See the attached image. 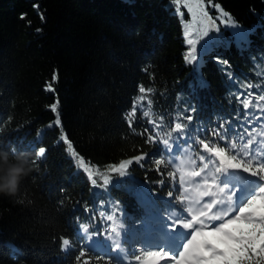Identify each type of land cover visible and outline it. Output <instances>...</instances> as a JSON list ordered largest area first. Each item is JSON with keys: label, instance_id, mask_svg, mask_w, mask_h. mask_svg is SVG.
I'll use <instances>...</instances> for the list:
<instances>
[{"label": "trees", "instance_id": "1", "mask_svg": "<svg viewBox=\"0 0 264 264\" xmlns=\"http://www.w3.org/2000/svg\"><path fill=\"white\" fill-rule=\"evenodd\" d=\"M215 2L245 37L238 41L221 25L200 40L198 59L187 63L185 26L170 0H0V150L10 161L25 154L33 169L15 196L0 194V264H74L75 250L63 251L59 237L103 255L107 221L100 213L116 211L114 203L129 236L138 238L146 212L158 215L168 202V183H155L161 177L151 161L161 145L145 143L147 119L163 116L168 125L195 107L192 137L225 120L231 135L241 124L236 117L245 110L236 97L264 93V0ZM215 57L227 61V71ZM54 72L53 93L46 86ZM248 83L261 87L248 89ZM138 84L154 89L153 116L138 111L133 131L124 116ZM57 100L63 131L93 166L104 169L141 150L148 158L125 176L114 175L106 189L91 186L58 142V130L47 127L54 117L48 106ZM39 146L48 149L42 159ZM77 217L100 229L99 240L82 238Z\"/></svg>", "mask_w": 264, "mask_h": 264}, {"label": "snow or ice", "instance_id": "2", "mask_svg": "<svg viewBox=\"0 0 264 264\" xmlns=\"http://www.w3.org/2000/svg\"><path fill=\"white\" fill-rule=\"evenodd\" d=\"M170 3L179 16L183 17L186 10L196 22L195 27L187 23L183 33L188 46L184 56L187 63L198 59L197 45L211 31L218 30V20L235 25L230 13L215 0H170ZM209 8L215 9L217 15L213 16ZM24 18L22 15L21 19ZM214 59L223 63L227 71V61ZM57 80L58 74L54 72L46 90L54 93L53 84ZM245 87L261 86L248 83ZM137 91L124 116L133 131L138 111L144 118L153 116L149 94L154 89L138 84ZM242 95L243 98L236 99L245 110L244 116L236 117L241 124L232 129L231 135L228 129L231 121L225 120L210 133L200 129L194 137L190 136L188 129L195 107L186 109L187 115H178L168 125L163 116L158 120L147 119L151 128L145 129V143L161 145L159 155L153 154L151 163L152 170L161 177L155 183L161 188L166 182L169 185L167 204L159 209L158 215L151 208L146 212L145 227L138 238L129 236L124 228L118 203L113 205L116 211L100 213L107 221L102 234L108 251L103 255L90 254V244L74 245L71 238L59 237L63 251L75 250L74 264H264V93ZM48 107L54 117L47 127L58 130V142L70 150L74 164L86 173L93 187L106 189L114 175L125 176L133 163L141 164L149 156L141 150L104 169L93 166L77 153L63 131L59 101ZM201 132L206 134L202 136ZM42 133L43 129H38L37 138ZM47 151L45 146H39L35 152L42 159ZM83 207L85 212L89 211L87 205ZM76 220L83 239L92 241L101 235L99 228L92 230L91 222L80 221L79 217Z\"/></svg>", "mask_w": 264, "mask_h": 264}, {"label": "clouds", "instance_id": "3", "mask_svg": "<svg viewBox=\"0 0 264 264\" xmlns=\"http://www.w3.org/2000/svg\"><path fill=\"white\" fill-rule=\"evenodd\" d=\"M32 170L25 154H14V160L10 161L8 153L0 150V194L15 196L21 181Z\"/></svg>", "mask_w": 264, "mask_h": 264}, {"label": "rangeland", "instance_id": "4", "mask_svg": "<svg viewBox=\"0 0 264 264\" xmlns=\"http://www.w3.org/2000/svg\"><path fill=\"white\" fill-rule=\"evenodd\" d=\"M185 13H186V11H185ZM211 14L213 16L217 15V13H214V12L211 13ZM181 18H182V22H183L184 26L187 23H192L191 20H189L185 15L183 17H181ZM217 25H218V29H220L221 25L224 26L226 29L230 28L232 30V32L237 36L238 41H242V39L245 37V33L243 32V30H241V28L238 25H236V24L235 25H226V24L220 23L219 20H218L217 21ZM213 31H216V30H213ZM142 162L139 165H142ZM133 164H135V163H133ZM188 170H190V169H188ZM96 240H99V238L95 236L92 241H96Z\"/></svg>", "mask_w": 264, "mask_h": 264}]
</instances>
